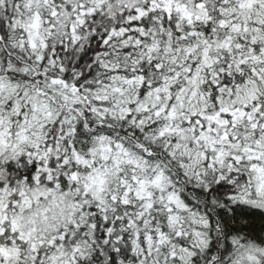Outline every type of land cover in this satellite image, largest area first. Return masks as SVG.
I'll return each mask as SVG.
<instances>
[{"label":"snow or ice","instance_id":"1","mask_svg":"<svg viewBox=\"0 0 264 264\" xmlns=\"http://www.w3.org/2000/svg\"><path fill=\"white\" fill-rule=\"evenodd\" d=\"M0 264H264V0H0Z\"/></svg>","mask_w":264,"mask_h":264}]
</instances>
